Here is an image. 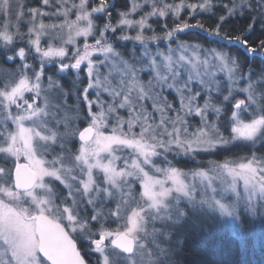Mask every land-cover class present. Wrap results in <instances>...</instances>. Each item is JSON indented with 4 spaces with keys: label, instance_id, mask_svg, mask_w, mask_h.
I'll list each match as a JSON object with an SVG mask.
<instances>
[{
    "label": "snow or ice",
    "instance_id": "snow-or-ice-1",
    "mask_svg": "<svg viewBox=\"0 0 264 264\" xmlns=\"http://www.w3.org/2000/svg\"><path fill=\"white\" fill-rule=\"evenodd\" d=\"M201 184L264 197V0H0V264H159Z\"/></svg>",
    "mask_w": 264,
    "mask_h": 264
},
{
    "label": "rangeland",
    "instance_id": "rangeland-1",
    "mask_svg": "<svg viewBox=\"0 0 264 264\" xmlns=\"http://www.w3.org/2000/svg\"><path fill=\"white\" fill-rule=\"evenodd\" d=\"M191 2H194V0H191ZM191 22L194 23V21ZM163 46L161 44V47ZM209 159L212 158L203 155L196 160L181 156L177 158L176 163H184L188 167L176 166L187 170L202 166V163H206ZM157 162L159 163V161ZM239 188L242 192V181L239 183ZM207 193H212L217 199L227 203L229 212H223L214 202L209 203L207 200L202 199ZM166 203L169 206L160 210L159 219L152 221L153 226L158 229L154 233V237L166 245L163 254L159 255V264H178L177 254L184 237L196 226H227L234 233L243 237V217L246 218L245 222L247 224L255 223L258 220L264 223V197L257 194L252 200H249L246 193L240 195L230 189L225 190L222 186H216L213 191V189L201 184L191 198L182 194L173 195L167 198Z\"/></svg>",
    "mask_w": 264,
    "mask_h": 264
},
{
    "label": "trees",
    "instance_id": "trees-1",
    "mask_svg": "<svg viewBox=\"0 0 264 264\" xmlns=\"http://www.w3.org/2000/svg\"><path fill=\"white\" fill-rule=\"evenodd\" d=\"M120 2L121 0H114L117 5ZM196 34L189 33L188 36ZM222 43L227 45V42ZM232 51L235 49L233 48ZM235 151L237 155H241L245 154L247 149L237 148ZM207 157L223 159L222 155ZM176 164L180 167H188L184 163ZM243 219V237L227 226L206 225L192 228L185 235L178 251V264H264V223L258 220L247 224L246 218Z\"/></svg>",
    "mask_w": 264,
    "mask_h": 264
}]
</instances>
